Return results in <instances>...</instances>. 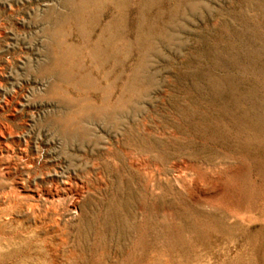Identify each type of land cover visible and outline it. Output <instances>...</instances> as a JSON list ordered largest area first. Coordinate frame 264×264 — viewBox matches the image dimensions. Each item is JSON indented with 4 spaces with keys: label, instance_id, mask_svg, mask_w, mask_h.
Listing matches in <instances>:
<instances>
[{
    "label": "rangeland",
    "instance_id": "1",
    "mask_svg": "<svg viewBox=\"0 0 264 264\" xmlns=\"http://www.w3.org/2000/svg\"><path fill=\"white\" fill-rule=\"evenodd\" d=\"M0 264H264V0H0Z\"/></svg>",
    "mask_w": 264,
    "mask_h": 264
}]
</instances>
